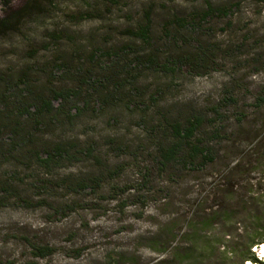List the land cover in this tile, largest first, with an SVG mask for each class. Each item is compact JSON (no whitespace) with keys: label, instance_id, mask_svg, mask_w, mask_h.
<instances>
[{"label":"rangeland","instance_id":"obj_1","mask_svg":"<svg viewBox=\"0 0 264 264\" xmlns=\"http://www.w3.org/2000/svg\"><path fill=\"white\" fill-rule=\"evenodd\" d=\"M11 1L9 10L0 0V17L27 2ZM209 8L215 11L201 20ZM86 14L94 18L80 21ZM176 19H186L188 26L180 27ZM148 24V43L131 36ZM200 46L216 52L208 70H160ZM118 52L128 56L119 63L115 81L129 77L124 66L131 61L138 59L141 65L132 66L135 78L117 99L92 101L71 123L65 115L55 124L48 125L47 119L36 134L39 150L77 144L72 154L80 161L52 168L34 161L0 162V188L17 193L5 196L6 206L0 207V264H158L165 259L147 247L170 219L160 199L171 188L183 201L181 194L198 183V176L162 172L155 161L160 139L151 130L164 117L181 121L196 111L209 113L228 93L239 100L228 110L234 117L231 125L239 112L251 111L248 105L264 83V0H58L26 19L17 32L0 37V91L7 81L21 77L35 95H48L52 88L75 89L77 68L83 78L110 75L105 53ZM149 58L156 60L153 67L146 63ZM61 65L64 72L56 70ZM64 111L70 112L69 107ZM146 177L150 183L144 186ZM127 187L132 190L123 195ZM194 197L191 192L185 201ZM68 206L76 211L67 214ZM235 227L240 235L247 231L244 223ZM216 235L218 239L219 231ZM218 242L231 247L225 257L199 249L186 260L210 264L208 258L214 256L219 263L239 264L248 241H209L213 248ZM32 245L56 253L38 259Z\"/></svg>","mask_w":264,"mask_h":264},{"label":"trees","instance_id":"obj_2","mask_svg":"<svg viewBox=\"0 0 264 264\" xmlns=\"http://www.w3.org/2000/svg\"><path fill=\"white\" fill-rule=\"evenodd\" d=\"M1 1L6 9L11 10V0ZM57 1L27 0L19 10L0 17V37L17 32L26 19L43 12L45 5H54ZM214 11L209 8L201 20L209 18ZM217 11L222 15L229 14L225 9ZM93 18L86 14L80 17V21ZM175 23L180 27L188 26L186 19H176ZM130 34L148 43L150 25ZM105 56L108 59L105 68L112 73L101 78H83L78 76L82 68H77L79 84L75 89L52 88L48 95H35L23 77L5 83L0 91L1 163L15 161L24 165V161H34L42 167L52 168L80 161L72 154L77 144H56L39 150L36 134L46 126L47 119L48 125L55 124L60 115H65V119L71 123L92 101L103 104L110 99H117L124 85L135 78L132 76V66L141 65V62L135 59L125 65L129 77L124 81H115V77L119 76L116 69L128 53H105ZM215 56V50L200 46L190 56L169 61L171 68L162 66L160 70H208L209 63L215 64ZM146 63L153 67L156 60L149 58ZM263 67L264 54H261V70ZM56 70L64 72L65 66H57ZM111 84L113 89L109 88ZM55 102H59L58 107H55ZM79 104L84 107L79 108ZM237 105L239 100L228 93L209 113L196 111L181 121L164 117L151 130V135L160 139L155 142V161L162 172L176 171L198 176V183L186 188L181 194L183 201L171 188H167V194L160 199V208L170 215V219L159 226L157 234L147 245L153 252L165 257L158 264H189L186 258L190 259V254L199 249L225 257L231 248L220 242L213 248L209 241H248L243 246L239 264H264L255 250L264 245V234H260L264 230V83L253 103L248 105L251 111L239 112L236 123L231 125L234 117L229 115L228 110ZM67 107L70 110L68 113L64 111ZM73 110H77V115L71 113ZM91 152L90 149L89 155ZM147 177L144 186L150 183ZM131 190V187H127L121 193L124 195ZM191 192L195 193V197L185 201ZM16 194L12 187L0 188V207L6 206L3 201L5 196ZM139 198L142 197L139 195ZM146 200L144 198L142 201L143 207L146 206ZM126 207L124 204L123 208ZM186 208L191 211L185 213ZM64 210L67 214L76 211L72 206ZM238 223L246 224L245 234L238 233L235 227ZM216 231L220 234L218 239ZM31 248L38 259L49 258L56 253V249L48 246L32 245ZM235 252L233 250L232 254ZM208 259L210 264H225L219 263V257L214 260V256H210ZM107 264L117 262L110 261Z\"/></svg>","mask_w":264,"mask_h":264},{"label":"bare ground","instance_id":"obj_3","mask_svg":"<svg viewBox=\"0 0 264 264\" xmlns=\"http://www.w3.org/2000/svg\"><path fill=\"white\" fill-rule=\"evenodd\" d=\"M262 254L264 255V247H262ZM249 264H252V263H249Z\"/></svg>","mask_w":264,"mask_h":264}]
</instances>
